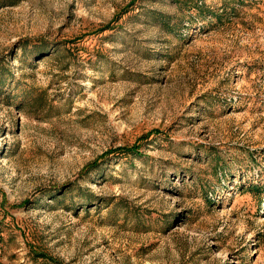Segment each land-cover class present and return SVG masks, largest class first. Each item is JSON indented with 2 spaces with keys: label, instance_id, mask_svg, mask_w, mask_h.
<instances>
[{
  "label": "rangeland",
  "instance_id": "1",
  "mask_svg": "<svg viewBox=\"0 0 264 264\" xmlns=\"http://www.w3.org/2000/svg\"><path fill=\"white\" fill-rule=\"evenodd\" d=\"M0 264H264V0H0Z\"/></svg>",
  "mask_w": 264,
  "mask_h": 264
},
{
  "label": "trees",
  "instance_id": "2",
  "mask_svg": "<svg viewBox=\"0 0 264 264\" xmlns=\"http://www.w3.org/2000/svg\"><path fill=\"white\" fill-rule=\"evenodd\" d=\"M199 9L201 7L197 6ZM107 28V27H106ZM43 51V47H40L37 49V53H40ZM142 138H140L141 140ZM140 143L138 141H135L134 143L130 145H119L114 148H110L107 151H105L103 154H101L97 159L87 163L82 169L80 174L88 171L89 169L97 166L99 163V160L103 159L105 156H108L110 154H116L117 156H127L132 154H139L140 150ZM38 256H45L43 253H38Z\"/></svg>",
  "mask_w": 264,
  "mask_h": 264
}]
</instances>
